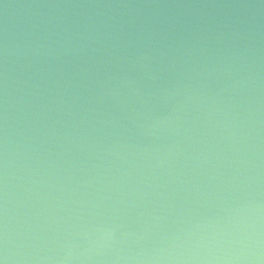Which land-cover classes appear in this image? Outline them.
<instances>
[{
	"label": "water",
	"instance_id": "water-1",
	"mask_svg": "<svg viewBox=\"0 0 264 264\" xmlns=\"http://www.w3.org/2000/svg\"><path fill=\"white\" fill-rule=\"evenodd\" d=\"M0 264H264V0H0Z\"/></svg>",
	"mask_w": 264,
	"mask_h": 264
}]
</instances>
